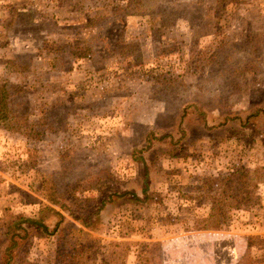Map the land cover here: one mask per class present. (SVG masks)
Segmentation results:
<instances>
[{
  "label": "rangeland",
  "instance_id": "obj_1",
  "mask_svg": "<svg viewBox=\"0 0 264 264\" xmlns=\"http://www.w3.org/2000/svg\"><path fill=\"white\" fill-rule=\"evenodd\" d=\"M3 104L0 264H264V0H0Z\"/></svg>",
  "mask_w": 264,
  "mask_h": 264
},
{
  "label": "crops",
  "instance_id": "obj_2",
  "mask_svg": "<svg viewBox=\"0 0 264 264\" xmlns=\"http://www.w3.org/2000/svg\"><path fill=\"white\" fill-rule=\"evenodd\" d=\"M209 234L190 233L165 238L163 264H216L214 251L218 239Z\"/></svg>",
  "mask_w": 264,
  "mask_h": 264
},
{
  "label": "trees",
  "instance_id": "obj_3",
  "mask_svg": "<svg viewBox=\"0 0 264 264\" xmlns=\"http://www.w3.org/2000/svg\"><path fill=\"white\" fill-rule=\"evenodd\" d=\"M7 107L3 104L0 105V124H4L8 121V115L7 113ZM52 203L56 204L57 201L56 200H51ZM13 219H11L12 221L8 223V225L6 226L7 230L5 232V237L8 238L9 240L12 241L13 236H17L16 231H24V228H22L23 223H28V224H33L34 226H37L38 228H40L42 231L47 232L46 227L40 225L39 223H36L34 220H31L30 218H23V217H12ZM20 223L19 226H16V223ZM17 246L16 242L11 243V245L8 247V249L6 250V253H8V257L9 260L5 263V264H10L12 258V250L15 249Z\"/></svg>",
  "mask_w": 264,
  "mask_h": 264
}]
</instances>
